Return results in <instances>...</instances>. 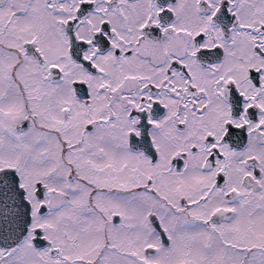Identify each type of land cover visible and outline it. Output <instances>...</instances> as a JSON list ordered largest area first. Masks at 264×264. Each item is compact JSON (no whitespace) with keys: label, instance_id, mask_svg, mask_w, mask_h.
<instances>
[{"label":"snow or ice","instance_id":"6c2138e0","mask_svg":"<svg viewBox=\"0 0 264 264\" xmlns=\"http://www.w3.org/2000/svg\"><path fill=\"white\" fill-rule=\"evenodd\" d=\"M0 264H264V0H0Z\"/></svg>","mask_w":264,"mask_h":264}]
</instances>
